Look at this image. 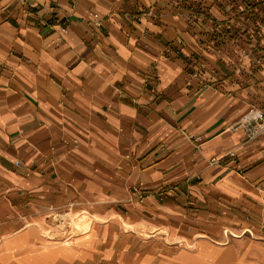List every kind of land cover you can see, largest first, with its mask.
<instances>
[{
	"label": "crops",
	"instance_id": "obj_1",
	"mask_svg": "<svg viewBox=\"0 0 264 264\" xmlns=\"http://www.w3.org/2000/svg\"><path fill=\"white\" fill-rule=\"evenodd\" d=\"M251 108L264 0H0V264H264Z\"/></svg>",
	"mask_w": 264,
	"mask_h": 264
},
{
	"label": "built area",
	"instance_id": "obj_2",
	"mask_svg": "<svg viewBox=\"0 0 264 264\" xmlns=\"http://www.w3.org/2000/svg\"><path fill=\"white\" fill-rule=\"evenodd\" d=\"M134 19L136 21H139L140 17L135 16ZM178 43H180V41H178ZM241 121H243V123H246V124L255 123L257 126V129H256L257 134H260L261 132L264 131V111L262 110L255 109V108L249 109L245 113V115L241 118ZM234 156H235L234 152H229L228 154H226V156H222L219 158L217 157L210 158L208 160V164L217 165V164H220L225 157L233 158ZM132 194L138 202H142V195H141L139 188L133 187ZM52 215H55L54 218L55 217L57 218V220H55L56 222H58L59 217H61L60 221L64 222V219L67 221L63 223V229H59L60 233L57 234L58 237H53V240L55 241L61 240L62 242H65V244H68V243L71 244V242L73 241V237L75 235H85L88 233V231H78L74 227V222H78L79 219L84 216H89L85 212H73V213L70 212L69 213V211L63 210V211L55 212Z\"/></svg>",
	"mask_w": 264,
	"mask_h": 264
},
{
	"label": "rangeland",
	"instance_id": "obj_3",
	"mask_svg": "<svg viewBox=\"0 0 264 264\" xmlns=\"http://www.w3.org/2000/svg\"><path fill=\"white\" fill-rule=\"evenodd\" d=\"M138 188V187H137ZM131 191H132V189H131ZM136 200V199H135ZM137 201V200H136ZM66 211H69V213L71 212L70 210H66ZM55 212H53L52 214H54ZM71 213H73V212H71ZM51 214V215H52ZM50 215V222H49V227L50 228H52L53 230H54V233L55 234H59L60 232H59V229H63V223L64 222H67L65 219H64V222L63 221H60L61 220V217H59L58 218V222H56L55 220H57V218L55 217L54 218V216L55 215H52L51 216ZM75 235V234H74ZM77 236H79V235H75L74 237H73V241L72 242H74L75 241V238L77 237ZM60 242L61 244H65V242H62L61 240H56V242ZM71 242V243H72ZM68 244H70V243H68Z\"/></svg>",
	"mask_w": 264,
	"mask_h": 264
},
{
	"label": "water",
	"instance_id": "obj_4",
	"mask_svg": "<svg viewBox=\"0 0 264 264\" xmlns=\"http://www.w3.org/2000/svg\"><path fill=\"white\" fill-rule=\"evenodd\" d=\"M92 225V219L89 216H84L78 222H74V227L78 231H89Z\"/></svg>",
	"mask_w": 264,
	"mask_h": 264
}]
</instances>
